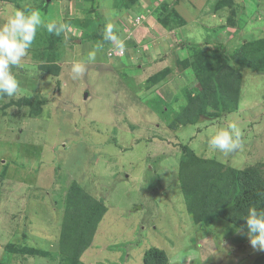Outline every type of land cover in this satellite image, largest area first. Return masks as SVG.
<instances>
[{"label": "rangeland", "instance_id": "374dc122", "mask_svg": "<svg viewBox=\"0 0 264 264\" xmlns=\"http://www.w3.org/2000/svg\"><path fill=\"white\" fill-rule=\"evenodd\" d=\"M217 1L177 0L183 23L170 15L163 27L157 18L174 0H0V24L14 9L39 6L45 23L71 25L60 36L38 29L28 56L12 69L20 91L0 97V262L63 264L56 244L74 181L107 210L83 264H142L149 248L162 250L167 264H264L247 233L219 218L209 226L194 222L179 189L178 144L237 170L264 164V73L252 68H239L232 113L168 126L199 88L192 65L202 61L200 53L216 72L222 64L234 67L228 59L264 37V0ZM95 15L101 31L90 38L99 31ZM109 23L123 52L103 38ZM242 57L252 61L249 53ZM77 61L86 72L73 78ZM48 63L57 66L55 75L41 69ZM153 75L160 80L146 86ZM35 102H44L39 115ZM231 122L241 128L242 147L229 155L209 151V130ZM19 244L51 256L6 252Z\"/></svg>", "mask_w": 264, "mask_h": 264}, {"label": "trees", "instance_id": "16d2710c", "mask_svg": "<svg viewBox=\"0 0 264 264\" xmlns=\"http://www.w3.org/2000/svg\"><path fill=\"white\" fill-rule=\"evenodd\" d=\"M130 1L137 3V0ZM219 1L216 3L217 7L221 5ZM176 2L177 0H174L170 7L166 6L164 14L158 16L157 20L163 27H167L170 15L183 23L184 19L173 8ZM38 7H27L24 10L30 11ZM95 19L98 22L99 31L92 34L90 38L97 37L101 31L98 15ZM61 41L62 39L59 38L57 42H51L49 47L53 49L54 44ZM197 51L202 52V50ZM244 51L239 56H232L228 59L235 65L234 67H230L228 63L222 64L216 72H213V65L210 66L211 64L205 57L206 54L200 53L203 57L202 61L197 62L196 59L192 65L199 88L195 93L186 95V100L180 110L174 114V117L171 116V122L168 123L169 128L193 125L200 121V118L223 116L232 113L237 108L242 84L239 68L248 67L257 73H264V37L254 41L250 51ZM246 53H249L253 62H245L242 56ZM175 63L179 65V62L175 61ZM56 67L52 68L48 63L42 65L41 69L55 75ZM165 70L168 69H164L162 73ZM158 79L160 80L157 75L151 76L146 86L154 85L159 81ZM16 103L19 104L13 101L9 104L15 105ZM35 103L33 111L39 115L44 102ZM162 103L164 105L165 101ZM25 105L31 106L29 102H25ZM167 112L168 108L163 114L166 115ZM177 147L180 148L177 173L179 189L187 213L194 222H203L209 226L215 218H219L234 228L241 229L246 223L243 217L247 215L250 207H256L258 210L264 209V164L237 170L214 159L196 156L187 144H178ZM106 211L102 200L91 196L78 183L74 181L70 183L63 198V212L56 244L63 264H83L80 261L82 255L90 247ZM242 231L247 233L246 228ZM22 247V244L8 245L5 250L10 252L13 249L19 258L26 255L51 256L48 250L40 249L31 254ZM53 254H57V251ZM167 262L168 257L158 248H149L142 257V264H167ZM0 264L9 263L3 260Z\"/></svg>", "mask_w": 264, "mask_h": 264}, {"label": "clouds", "instance_id": "9594fccd", "mask_svg": "<svg viewBox=\"0 0 264 264\" xmlns=\"http://www.w3.org/2000/svg\"><path fill=\"white\" fill-rule=\"evenodd\" d=\"M42 27L46 28L49 34L60 36L69 31L71 25L58 21L45 23L38 9L30 12L14 9L5 22L0 24V97L11 98L20 91L19 81L13 75L12 69L20 66L28 56L37 31ZM190 35L197 40L202 38L199 32ZM103 38L113 42L120 52L124 51V43L114 33V26L111 23L105 26ZM95 58L96 50L94 49L88 53V61H94ZM71 72L73 78L82 77L86 72L85 63L73 62ZM242 136L241 128L235 122H231L226 127L209 130L207 147L209 151H219L224 155H229L242 147ZM243 219L246 223L236 231L240 232L246 228L251 247L264 252V209L258 210L256 207H250Z\"/></svg>", "mask_w": 264, "mask_h": 264}]
</instances>
